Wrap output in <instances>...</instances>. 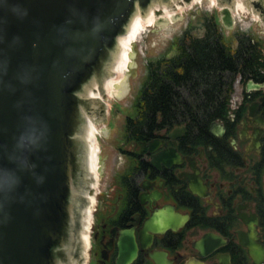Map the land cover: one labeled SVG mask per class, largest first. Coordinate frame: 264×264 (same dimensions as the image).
Listing matches in <instances>:
<instances>
[{
    "label": "water",
    "instance_id": "95a60500",
    "mask_svg": "<svg viewBox=\"0 0 264 264\" xmlns=\"http://www.w3.org/2000/svg\"><path fill=\"white\" fill-rule=\"evenodd\" d=\"M170 1L0 0V264L78 258L90 179L85 113L95 104L88 89L110 75L134 15ZM247 1L264 16V0ZM221 2L222 22L233 28L234 0ZM185 220L158 211L145 231L176 230ZM121 247L120 264L133 261L136 243ZM153 259L168 264L166 254Z\"/></svg>",
    "mask_w": 264,
    "mask_h": 264
},
{
    "label": "flooded vegetation",
    "instance_id": "af4514ba",
    "mask_svg": "<svg viewBox=\"0 0 264 264\" xmlns=\"http://www.w3.org/2000/svg\"><path fill=\"white\" fill-rule=\"evenodd\" d=\"M128 120L114 146L121 161L106 185L85 188L93 223L79 261L120 264L121 244L135 242L128 264H156L161 253L168 264H264V78L237 79L228 119L211 125L208 142L186 140L184 125L134 137ZM163 210L186 220L176 230L146 232Z\"/></svg>",
    "mask_w": 264,
    "mask_h": 264
},
{
    "label": "trees",
    "instance_id": "16d2710c",
    "mask_svg": "<svg viewBox=\"0 0 264 264\" xmlns=\"http://www.w3.org/2000/svg\"><path fill=\"white\" fill-rule=\"evenodd\" d=\"M199 26L188 27L172 44L175 54L150 61L146 79L128 114L126 133L153 134L161 127L186 126V140L211 141V125L228 119L234 85L245 79L264 78L262 41L237 33L226 41L217 16H206ZM202 28L204 34L196 35ZM132 127V128H131Z\"/></svg>",
    "mask_w": 264,
    "mask_h": 264
},
{
    "label": "rangeland",
    "instance_id": "374dc122",
    "mask_svg": "<svg viewBox=\"0 0 264 264\" xmlns=\"http://www.w3.org/2000/svg\"><path fill=\"white\" fill-rule=\"evenodd\" d=\"M171 1L168 3H171ZM176 1H180L179 8H176L174 2L169 6V12L172 17L167 19L165 14H156V22L152 25H146L143 34L133 44L132 64L124 77L127 85L125 90L127 94L123 98H118L102 93V106L97 105L98 109L92 111L94 116L99 119L97 127L102 131L99 135V175L101 178L99 180L101 181L98 186H96V181H91L94 193L104 188L110 173L121 161V156L114 151V146L117 145L116 138L121 132L120 129L127 117V113L131 111L130 108L133 106L138 92L143 86L148 64L150 61H155L167 54L172 57L175 54L174 50L171 51L173 42L182 36L188 27L199 26L203 17L217 16L219 30L226 41L229 39L232 41L234 35L238 32H248L264 41V19L261 20V15L259 17V14L253 12L252 6L248 3L245 12L237 10L233 19V28H227L223 24L220 15L223 6L221 0ZM195 34L202 36L204 31L199 28ZM93 184H95V187Z\"/></svg>",
    "mask_w": 264,
    "mask_h": 264
},
{
    "label": "bare ground",
    "instance_id": "6f19581e",
    "mask_svg": "<svg viewBox=\"0 0 264 264\" xmlns=\"http://www.w3.org/2000/svg\"><path fill=\"white\" fill-rule=\"evenodd\" d=\"M198 0H193V2ZM176 8H179L180 1L173 0ZM171 3L168 2H157L150 6L147 12L137 13L131 20L128 26L127 32L124 34L123 38H118V51L115 55L114 62L111 66L110 75L104 80L103 84L98 83L93 84L92 87L88 89L87 97L94 100L95 104L93 110H97L98 106H102V93L110 97L115 96L118 98H123L126 93V82L125 74L129 71L132 64V51L133 44L138 41L139 37L143 34L146 25H152L156 22V14H165L167 19H170L172 15L169 12V6ZM182 3V2H181ZM247 0H235L233 5L228 6L233 16L236 15L237 10L245 12ZM224 6V5H223ZM226 6V5H225ZM255 12V11H254ZM232 16V17H233ZM98 105V106H97ZM86 115V131L85 140L87 143V169L89 177L96 181V186H98V180L100 178V147H99V135L102 131L99 130L98 118L91 113H85ZM98 179V180H97ZM92 186V182L89 181ZM95 187V184H93ZM85 194V192H84ZM89 197V194H87ZM89 203L93 204L95 202L94 197L88 198ZM80 217V240L81 245L84 250L89 247L90 244V230L93 223V209L90 205L83 206ZM73 264H84L83 260L81 262L76 260Z\"/></svg>",
    "mask_w": 264,
    "mask_h": 264
}]
</instances>
